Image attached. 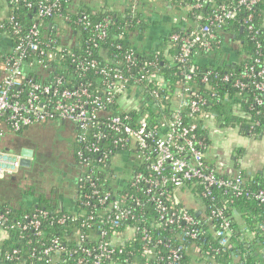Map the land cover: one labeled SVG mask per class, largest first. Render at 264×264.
Wrapping results in <instances>:
<instances>
[{"label": "built area", "instance_id": "1", "mask_svg": "<svg viewBox=\"0 0 264 264\" xmlns=\"http://www.w3.org/2000/svg\"><path fill=\"white\" fill-rule=\"evenodd\" d=\"M66 1L10 0L12 9L6 5L0 8V139L5 135L4 123L14 133L25 127L52 121H67L78 129L74 142L82 148L77 151L79 161L83 163L88 160V157L83 154V151H86L97 155V160L103 162L109 157L110 146L122 149L121 153L125 154V158L129 157L132 161H146L147 168L153 177H146L139 171L132 176L131 186H137L139 183L147 186L145 193L151 196L150 201L154 203L158 220L162 225L178 226L182 223L185 225L184 235L191 239L198 235L199 225H206L217 239L218 249L230 248L233 231L223 209L213 207L206 217L204 210L197 206L196 209L202 213L203 217V222H199L184 203V196L194 199L193 195L188 190L182 191V188L187 182H191L192 185L199 186L201 190L199 195L203 198L212 200V191L221 189L236 197L252 196L262 205H264V188L253 193L243 187L245 179L240 172L228 176L219 175L216 169L205 161L207 146L204 138L197 134L196 124L184 122L181 111L187 108L189 117L195 119L202 115L201 111L207 104V100L201 94L188 90L189 88L184 87L183 83L191 79L197 71V66L191 62L192 56L198 53L205 56L212 54L215 45L220 42L218 35L221 29L228 21L236 17L240 8L246 12L241 20V27L247 32H256L252 25V10L259 0H237L234 3L228 0H194L195 8H201L209 3L213 6L198 29L184 33L171 32L168 35L176 48V53L169 56L168 61L170 65L177 64L179 67V73L183 79L180 83L183 86V92L179 94L171 120L160 121L152 126L143 117L130 123L128 115L111 114L107 108L118 103L119 97L124 93L125 95L130 93L138 99L139 105L129 110L138 109L144 102L145 96L156 97L157 90L163 86L158 74L155 73L156 60L140 64L135 61L131 52H125L123 54L125 67L121 69L120 63L100 67L93 58L77 57L71 52V44L74 42L68 33L71 29L70 25L89 31L91 33L89 39L96 46L99 41L108 37L112 22L110 17H105L99 22L91 23L83 13H80L75 20L64 16L63 21L60 22L61 8ZM20 3L27 10L34 8L35 16L29 26H24L16 20L14 15H11ZM137 5L138 1L134 0L131 9L135 10ZM51 29H55L54 33ZM66 41L70 42L67 44ZM64 55L69 56L72 63H75L79 76H83L88 70L97 72L102 77L103 91H91L88 84L83 82L75 87H68L64 78L58 75H51L46 84L35 81L33 78L25 79L24 62L27 59L32 56L37 57L35 63L41 68V79H44L48 76L46 73L49 69L48 64L55 58L59 60ZM31 64L34 62L30 61L29 65ZM263 71L264 65L256 74H253L251 65L245 66L233 81V87L241 91L247 86L244 80L249 81L255 76H261ZM201 80L206 81V77H202ZM222 80H228V75L225 74ZM154 81V86L150 87V83ZM254 88L262 96L254 97L256 104L264 107V81L255 82ZM188 91L190 96L186 101L182 94ZM148 103L150 102L147 101ZM154 106L157 109L162 108L163 103L158 101L154 103ZM107 141L110 142L108 147ZM0 155L11 154L0 153ZM86 163L90 167L89 163ZM19 168L17 160L13 162L0 158V178L15 174ZM84 178L89 182L90 191L82 193V200L79 201L83 205H91L92 201L100 206L106 203L112 194L100 189L99 185L92 180L90 171ZM81 180L82 178L79 179ZM169 185L174 188L173 191H168ZM133 202L135 205L140 204L136 197L133 198ZM104 213L105 218L100 219L91 211L85 221L81 222L80 226L84 228H89L92 225L89 221H93L94 224L108 226V229L101 230L98 245L93 249L82 245L86 235L76 232L78 247L65 252L66 257L75 260V264H84L89 257H91V264H102L110 260L115 253H120L122 250L117 245L129 240L137 232L136 228H127L121 233L115 232L113 238L106 241L105 237L110 229H113L120 221L133 219L134 215L131 214L130 207L124 198H117L111 202L103 210ZM39 215L44 216L45 212L25 215L24 218L28 219L27 223L7 224L6 214L0 212V229L4 232L12 229L20 232L29 228L37 230L40 225ZM212 219L217 221L215 225L217 229L210 224ZM57 221L64 222V216ZM140 233L143 242L142 256L148 259L150 255H154L159 262L165 260L160 252L155 250V245L151 244L148 232L141 229ZM157 244L167 248L166 264L178 263L182 255L181 247L171 248L168 243L161 241H157ZM61 251L63 248L58 239H52L42 251L45 256L43 263L52 264V256ZM198 252H200L199 249L195 247L193 253ZM17 253L16 249L6 252L5 259L10 260ZM204 253L208 254V252Z\"/></svg>", "mask_w": 264, "mask_h": 264}, {"label": "trees", "instance_id": "2", "mask_svg": "<svg viewBox=\"0 0 264 264\" xmlns=\"http://www.w3.org/2000/svg\"><path fill=\"white\" fill-rule=\"evenodd\" d=\"M32 1L35 2V0ZM137 1L138 5L135 10L131 9L134 0H128L125 7L120 10L109 7L95 9V7L85 5L82 0H67L61 8L59 21H63L64 16L75 20L80 13L85 14L91 23L110 17L112 24L108 31V37L99 41L96 46L89 39L91 36L89 31L71 24L70 32H68L74 42L71 44V52L80 58L95 59L100 67L120 63L122 64L121 69H123L125 67L123 54L125 52H131L135 61L140 64L156 60L155 73L158 74L163 83V86L157 90L156 97L145 96L144 102L138 109L119 111L118 103L107 108L111 114L128 115L130 123L143 117L152 126L160 121L171 120L173 108L178 101L179 94L183 92V86L180 85L183 79L179 73L178 65H170L169 59L165 55L164 47L168 48L169 46L167 50L168 54H171L169 56L176 53L175 45L168 36L160 44L161 46L158 47L157 51L152 53L142 52L134 48L131 41L132 36L141 35L147 26L140 8L145 4V0ZM228 1L234 3L237 0ZM9 2L10 0H0V8L6 5L12 9L13 6ZM173 2L181 14L171 30V32L176 33L198 29L213 6L209 3L201 8H195L193 7L194 0H174ZM11 15H14L16 20L24 26H29L34 19L35 12L34 8L27 10L20 3ZM245 15L246 12L240 8L236 17L223 26L218 35L220 42L213 49L212 62L207 59L208 55L205 56L202 53L192 56L191 62L197 66V71L191 79L183 83L184 87L189 88L188 90L201 94L207 100V104L202 108V115L195 117V119L189 117L187 108L181 111L185 123H194L198 126L197 134L204 138L206 150L210 143V137L205 122L209 119H213L219 127L237 130L240 135L251 140L264 138V107L257 105L254 100L255 96L262 97L261 93L254 88V83L264 81V71L261 76H255L249 81L244 80L247 86L241 91L233 87V81L240 75L245 66L251 65L253 74H256L264 65V0H259L252 10V25L256 32H247L241 27V20ZM51 30L54 33L55 29ZM222 31H230L238 40V54L243 55L238 62L229 63L223 59L221 50ZM57 41L59 40L57 39ZM68 42L70 41L65 43L68 44ZM36 59V56H32L24 62L26 65L24 67L25 79L33 78L35 81H42L46 84L51 75H58L64 78L68 87H75L78 83L83 82L88 84L91 91H103L102 77L94 70H88L83 76H79L75 63H72L67 55L62 56L59 60L55 58L48 64L49 69L46 72L48 76L44 79H41V68L35 63ZM201 59L209 61L201 63ZM30 61H33L34 64L29 65ZM225 74L228 75L226 81L222 80ZM204 76L206 81L201 80ZM154 83L155 81L150 83V87H153ZM189 93L188 91L182 94L186 101L189 99ZM147 101L150 103L147 104ZM158 101L163 103L162 108L157 109L154 106V103ZM28 128L30 127H25L14 132V134H23ZM3 129L5 134L13 133L5 123ZM109 145L110 142L107 141V147ZM81 149L74 142V160L77 173L75 180L71 181L72 185L75 184L73 207L70 209L61 207L56 196L46 197L43 194L37 196L36 201L28 204L19 206L11 205L8 202L0 204V212L6 214L7 224L27 223L28 219L24 218L25 215L45 212L44 216L39 215L40 225L37 230L29 228L20 232L12 229L6 232L8 242L0 247V257L7 264L43 263L45 256L42 251L54 238L58 239L63 251L52 256V264H75V260L66 257L65 252L78 247L76 232L85 234L86 237L82 245L93 249L98 245L101 230L108 229V226L94 224L93 221H89L92 224L89 228H84L80 226L81 222L85 221L91 211L96 213L100 219H104L106 214H103V210L117 198H124L134 217L118 222L113 229L108 231L105 240L110 241L116 234L115 232L121 233L127 228L138 230L132 238L117 245L119 249H122L120 253H115L110 260H106L102 264H166L167 248L162 244H157V241L168 243L171 248L181 247L182 255L176 264H264V205L258 203L252 196L236 197L227 191L215 189L212 191L213 199L210 200L201 197L199 186H194L191 182H187L182 188V191H190L194 199L198 197L201 203L200 205L198 203V206L204 210L206 217L213 207L222 208L225 216L228 217L233 231L232 245L230 248L218 249V241L206 225L198 226L200 231L194 239L184 235L185 225L182 223L178 226L162 225L158 220L155 205L150 201L151 196L149 197L145 193L147 186L144 183L131 186L132 176L139 171L146 177H153L147 168L146 161H132L129 157L125 158V154L121 153L122 149L110 146L109 157L103 162L97 160V155L83 151L84 156L88 157L86 162L89 163L90 168L86 162L79 161L77 151ZM22 168L20 167V169ZM88 171L91 172L92 180L99 185L101 190L109 191L112 194L101 206L93 203V201L94 206L92 204L83 205L79 201L82 200V193H89L90 191L89 182L84 178ZM240 173L245 179L244 188L253 193L264 188L263 174H255L252 178H246L242 171ZM81 178L82 180L79 181ZM167 189L168 191L174 190L170 185L167 186ZM135 197L140 201L139 205L134 204L133 198ZM185 206L196 220L203 222L202 213L196 209L197 206H188L187 204ZM62 216H64L65 221L58 223V218ZM216 223L215 219L210 221V224L214 225V229H217ZM141 229L148 232L151 237V244L155 245V250L159 251L165 260L159 262L154 255H150L148 259L142 256ZM195 247L200 252L193 253ZM13 249L18 250V253L12 259L6 260L5 253L11 252ZM204 252H208V254ZM84 264H91V257Z\"/></svg>", "mask_w": 264, "mask_h": 264}, {"label": "crops", "instance_id": "3", "mask_svg": "<svg viewBox=\"0 0 264 264\" xmlns=\"http://www.w3.org/2000/svg\"><path fill=\"white\" fill-rule=\"evenodd\" d=\"M108 1L82 0L85 5L90 6L91 4V7H95V9L109 7L110 9L120 10L125 7L128 0ZM173 1L174 0H145V4L140 7L146 21L145 24L147 25L149 22L152 23L151 21L161 22L165 26V30L169 32V35L177 19L181 15ZM221 33L223 35L221 46L223 59L229 63L238 62L243 57V55L241 56L238 54V40H236L235 35L230 31H222ZM141 36L140 38V35L135 34L131 38L135 49L147 53L157 51L158 45L161 43L159 42L160 39L154 41L153 36V42H147V31H143ZM168 48L164 47V52L167 57L171 55L167 52ZM212 57L213 54H210L207 56V59L211 60ZM205 60L206 59H201L200 62L204 63L209 61ZM212 61L213 59L209 62ZM130 95V93L121 95L118 99V105H120V103L125 104V99ZM133 97L135 96L133 95ZM136 102H138V99H136ZM138 105L139 103L135 106ZM208 121L209 120L205 122V125L210 137ZM211 121H213V119H211ZM77 133V127L67 121H52L31 126L23 134H5L0 139V153L18 154L22 148H29L33 151L34 160L36 159L35 155L39 149L37 137L43 135L45 138H49V144L53 147H62L61 151L63 155H65L62 160L64 161L66 173L70 178L68 180H60L59 183L47 185L27 175V173L30 172L31 165L29 167H23L22 169H18L13 175L0 178V204L3 202H8L14 206L28 204L36 201L37 196L43 194L46 197L50 195H53V197L56 196L57 202L61 207L66 209L73 207L75 202L73 195L75 184L72 185L71 181L75 180L77 173L74 160V140ZM236 137L238 139L241 138L238 145L225 144L221 145V148H215L210 139L205 155L206 161L216 169L219 175L228 176L242 171L246 178H252L255 174H263L264 176V150H260L262 147L261 145H264V138L254 140V145L250 146L247 140L249 138L240 135L238 131L236 132ZM9 177L10 179H8ZM189 199L194 200L192 198ZM192 205L198 206L196 202ZM7 242V233L0 230V247L4 246ZM0 264L7 263L0 257ZM33 264L45 263L36 262Z\"/></svg>", "mask_w": 264, "mask_h": 264}, {"label": "rangeland", "instance_id": "4", "mask_svg": "<svg viewBox=\"0 0 264 264\" xmlns=\"http://www.w3.org/2000/svg\"><path fill=\"white\" fill-rule=\"evenodd\" d=\"M108 1V0H104ZM111 1V0H110ZM108 1V2H110ZM91 6V4H90ZM148 22V21H147ZM149 22L147 26H145L144 31H147L148 35V41L147 42H153V36L154 41L159 40L163 43L165 38L168 35V31L165 30V26L161 22ZM142 35V34H141ZM140 35V38L142 37ZM158 45L161 46V45ZM138 102H136V97H133L132 95L128 96L127 99H125V104L120 103L118 105V110H128L132 107H135ZM209 130H210V139L213 146L215 148H221V145L230 144V145H238L241 138L236 137V130L230 129V128H221L218 126V124L213 120L209 119L208 121ZM49 139V138H48ZM47 138H45L43 135H40L37 137L38 141V152L35 155L36 159L32 160L30 172L27 173V175H30V177L34 178L35 180H40L44 182L45 184H53V183H59L60 180H68L70 177H68V174L65 170L64 161L62 160L65 155H63L61 149L62 147H53L51 144H49ZM246 139V138H245ZM244 140V139H243ZM249 141L250 146L254 145V140L247 139ZM35 142V141H34ZM261 143V142H259ZM262 147L260 150H264V145H261ZM221 150V149H220ZM219 151V150H218ZM187 196V195H186ZM184 196V201L188 206H191L194 202L199 205L201 204L198 200V197H196L194 200H191Z\"/></svg>", "mask_w": 264, "mask_h": 264}, {"label": "water", "instance_id": "5", "mask_svg": "<svg viewBox=\"0 0 264 264\" xmlns=\"http://www.w3.org/2000/svg\"><path fill=\"white\" fill-rule=\"evenodd\" d=\"M0 158L13 162L17 160L19 167H29L32 163L33 151L29 148H22L18 156H16V154H11L9 156L0 155Z\"/></svg>", "mask_w": 264, "mask_h": 264}, {"label": "flooded vegetation", "instance_id": "6", "mask_svg": "<svg viewBox=\"0 0 264 264\" xmlns=\"http://www.w3.org/2000/svg\"><path fill=\"white\" fill-rule=\"evenodd\" d=\"M20 169V168H19Z\"/></svg>", "mask_w": 264, "mask_h": 264}]
</instances>
